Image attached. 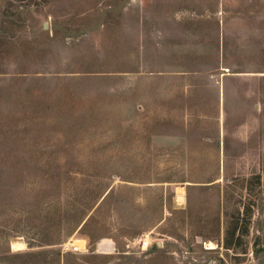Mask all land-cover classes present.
I'll use <instances>...</instances> for the list:
<instances>
[{"label":"rangeland","instance_id":"rangeland-1","mask_svg":"<svg viewBox=\"0 0 264 264\" xmlns=\"http://www.w3.org/2000/svg\"><path fill=\"white\" fill-rule=\"evenodd\" d=\"M65 253L264 264V0H0V264Z\"/></svg>","mask_w":264,"mask_h":264},{"label":"bare ground","instance_id":"bare-ground-1","mask_svg":"<svg viewBox=\"0 0 264 264\" xmlns=\"http://www.w3.org/2000/svg\"><path fill=\"white\" fill-rule=\"evenodd\" d=\"M178 195H179V197H180L179 199L181 201L185 200L186 192H185L183 187L180 188V190L178 192ZM82 240L85 241V239H82ZM147 242H148V240H147ZM207 244H208V247H215V243L213 241H210ZM24 245L25 244L23 242H20V241L13 242V247H14L15 250L22 249L24 247Z\"/></svg>","mask_w":264,"mask_h":264},{"label":"trees","instance_id":"trees-1","mask_svg":"<svg viewBox=\"0 0 264 264\" xmlns=\"http://www.w3.org/2000/svg\"><path fill=\"white\" fill-rule=\"evenodd\" d=\"M83 221H84V218H83V216L82 217H80V218H78V221L76 222V226H77V228L78 227H80L81 225H82V223H83ZM80 233L81 232H84L85 231V225H83L80 229ZM83 230V231H82ZM76 231V230H75ZM79 232V231H78ZM81 235V234H80ZM90 236V233H87V235L85 236V237H89ZM60 242V241H59ZM59 242H54V243H59ZM16 254H19V253H16ZM14 255V254H13ZM69 255H70V253L68 254V253H65L64 254V259H63V261L61 262V261H59V264H69V259H68V257H69Z\"/></svg>","mask_w":264,"mask_h":264},{"label":"built area","instance_id":"built-area-1","mask_svg":"<svg viewBox=\"0 0 264 264\" xmlns=\"http://www.w3.org/2000/svg\"><path fill=\"white\" fill-rule=\"evenodd\" d=\"M144 243H145V244H148V243H149V241L147 242V240H145V241H144Z\"/></svg>","mask_w":264,"mask_h":264}]
</instances>
